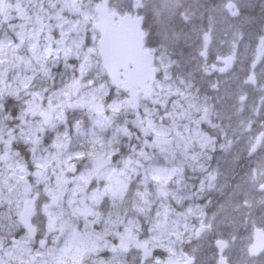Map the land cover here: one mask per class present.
<instances>
[{
  "label": "snow or ice",
  "instance_id": "1",
  "mask_svg": "<svg viewBox=\"0 0 264 264\" xmlns=\"http://www.w3.org/2000/svg\"><path fill=\"white\" fill-rule=\"evenodd\" d=\"M225 8L241 17L232 0ZM194 17L182 0H0V264H126L131 249L134 264H197L196 249L184 251L194 238L238 223L231 212L245 223L264 212V160L248 172L251 190L236 184L231 192L244 195L218 214L195 203L221 175L206 167L209 153L252 128L241 118L246 89L262 93L251 112L264 115V69L258 79L254 59L207 95L186 45L202 32L206 61L215 16L207 30ZM241 39L237 29L230 55L217 57L223 67L203 71L227 72ZM257 148L264 132L248 140L249 156ZM235 240H215V264H229ZM247 241V255L264 253V228Z\"/></svg>",
  "mask_w": 264,
  "mask_h": 264
},
{
  "label": "rangeland",
  "instance_id": "2",
  "mask_svg": "<svg viewBox=\"0 0 264 264\" xmlns=\"http://www.w3.org/2000/svg\"><path fill=\"white\" fill-rule=\"evenodd\" d=\"M234 2L240 7H249V0H234ZM188 7H191V10L195 12V9H198L199 6L197 4H193ZM196 15L200 17L204 15V11L199 10ZM196 26L199 29L206 30L201 24H196ZM181 27H184V25L181 24ZM191 27L192 26H188V28L185 29L190 30ZM237 29H239L242 36V39L237 44L239 62L237 65V76H240V71H245L243 63H245L248 59L251 61V57L254 56V54L250 53L251 48H254L259 43V38L264 36V27H254L249 26V24H245L237 26ZM193 35H197L198 38H202V32H190L191 38L188 43L195 41V39H193ZM212 35H217V45L224 47L223 51L230 55L228 47H231L232 38L229 37L228 31L224 28L222 29V27H218V25H215L213 26ZM222 42H224V44ZM240 62L243 63L241 64ZM262 69H264V62L261 65L256 66L255 71L258 79ZM246 91H248L249 99L244 113L241 114V118H251L252 121H256L257 126H261L263 130L264 115L258 114L253 116L251 112L253 104L259 106V98L262 93H260L258 89H246ZM69 111L74 112L76 110ZM233 127H235V124H233ZM252 132L253 129L250 130V134L249 131H247V134H241L243 132H238L236 136H232L230 133L229 138L232 139L234 143L228 152H223L219 147H217L216 152L209 153L213 159L209 162V165H206V167L209 168V171L219 169L221 175L218 176L215 188L208 190L205 196H201L195 200V203L197 204L207 205L204 210L207 212L209 218H211L214 214L219 213L220 206L224 204L226 199L230 200L232 199V196L235 195L237 200H239V198L244 195V193L239 190L235 194L231 192V189L234 188L236 184L243 181L246 183L248 190H251V186L254 182L249 179L248 172L250 169L256 168L260 162L264 160V149L262 148H257V151L254 154L249 157L247 156L248 153L246 151V146L248 140L253 136H257L260 129L257 128V134L255 131L254 133ZM220 142H223L222 138L220 139ZM187 175L191 176L192 174L189 171L187 172ZM198 179H203V175L198 174ZM257 179L259 180V177H257ZM193 182V180L188 181L189 184H192ZM256 199L259 200L260 197L256 196ZM208 208H211V210H208ZM244 211L246 212L247 210ZM230 215L235 216L238 223L220 225L219 220L214 221V225L220 226L218 228L214 227V230L211 232L203 233L196 241L192 242L190 246L186 245L184 247V251L191 255V248L196 249L197 264H215L218 259L215 240L220 238L227 239L228 234L231 233L236 237V240L231 244L230 248L226 250V256L229 260V264H264V253L259 257H252L247 255L245 252V247L248 242L247 238L252 234L254 227L264 228V223L261 222V217L264 216V212H261L259 208H254L252 210L251 221L254 222V225L252 222L245 223L247 217H245L239 210L231 212ZM193 223H195V220H193Z\"/></svg>",
  "mask_w": 264,
  "mask_h": 264
},
{
  "label": "flooded vegetation",
  "instance_id": "3",
  "mask_svg": "<svg viewBox=\"0 0 264 264\" xmlns=\"http://www.w3.org/2000/svg\"><path fill=\"white\" fill-rule=\"evenodd\" d=\"M182 2L185 4V7L192 6L193 4H197L199 7L198 9H195V17L194 22L196 24H201L206 30L208 28V15H214L215 16V23L213 26L218 25V27H222V29H226L229 33V37H233L234 31L237 30V26L249 24V26L254 27H264V0H249V7H240L237 4V7L241 9V17H232L228 14L225 5L228 2V0H182ZM234 2V0H232ZM235 3V2H234ZM201 4H207L212 9H214V12L208 13L205 12L203 7H200ZM199 10L204 11V15L198 17L196 13H198ZM140 15H146L144 12H140ZM181 26V25H180ZM191 26V25H189ZM186 31H190L188 29H185ZM223 37V36H221ZM227 38V37H226ZM224 38V39H226ZM193 39L195 41H192L190 43H187L186 49L191 54V65L189 67L190 71H193V74L196 76L198 80H201L205 83V86L207 88L206 94L209 96L213 95V90L210 88V83L216 82V81H225L230 80L233 77L237 76V65H238V50H237V59L233 63L232 67L228 69L227 72L221 73L219 71H213L209 70V72L205 73L203 71V66L205 63H207L209 66L215 65L216 69H219L223 67L222 63L217 62V57H226L228 54L223 51V48L221 45L218 46V40L217 35H212V41L208 45L207 50V60L199 55L202 44V38H198L197 35H193ZM197 39V40H196ZM225 41V40H224ZM227 42V41H226ZM224 44V42H222ZM230 44V43H229ZM231 47H228L230 51ZM259 43L254 47L251 48L250 53L254 54V56L251 57V61L249 59L241 64H244V70L246 71L249 68V65L253 62V60H256V66L261 65L264 62V57H261L257 59L259 53H258ZM244 71H240V76H242ZM200 86L199 84L197 85ZM71 113V111H70ZM74 113H79V110L74 111ZM218 122V121H214ZM202 127L207 131L208 126L202 125ZM257 128L260 129L261 132H264V129L262 130L261 126H257L256 121H252V128L253 132H256L257 134ZM209 134H212L211 132ZM241 134H247V131H244ZM250 134V131H249ZM249 157V155H248ZM208 210H211V208H208ZM206 212V211H205ZM207 213V212H206ZM41 237L39 234H37L36 240L38 241ZM198 238H194L192 242L196 241ZM38 247V243L35 245ZM111 252L108 250H105V252L101 253V259L108 260L111 258ZM140 255L139 251L136 249H131L129 253L125 254L124 260L126 261V264H134V257H138ZM218 256V255H217Z\"/></svg>",
  "mask_w": 264,
  "mask_h": 264
},
{
  "label": "water",
  "instance_id": "4",
  "mask_svg": "<svg viewBox=\"0 0 264 264\" xmlns=\"http://www.w3.org/2000/svg\"><path fill=\"white\" fill-rule=\"evenodd\" d=\"M261 253H258L257 255H255V256H259Z\"/></svg>",
  "mask_w": 264,
  "mask_h": 264
},
{
  "label": "trees",
  "instance_id": "5",
  "mask_svg": "<svg viewBox=\"0 0 264 264\" xmlns=\"http://www.w3.org/2000/svg\"><path fill=\"white\" fill-rule=\"evenodd\" d=\"M79 117V116H78ZM80 118V117H79Z\"/></svg>",
  "mask_w": 264,
  "mask_h": 264
}]
</instances>
